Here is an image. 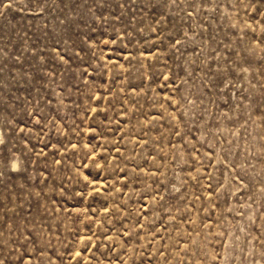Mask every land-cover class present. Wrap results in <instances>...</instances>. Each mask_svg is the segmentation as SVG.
I'll list each match as a JSON object with an SVG mask.
<instances>
[{"label":"rangeland","instance_id":"rangeland-1","mask_svg":"<svg viewBox=\"0 0 264 264\" xmlns=\"http://www.w3.org/2000/svg\"><path fill=\"white\" fill-rule=\"evenodd\" d=\"M0 264H264V0H0Z\"/></svg>","mask_w":264,"mask_h":264}]
</instances>
